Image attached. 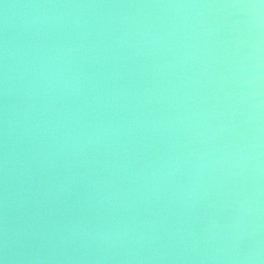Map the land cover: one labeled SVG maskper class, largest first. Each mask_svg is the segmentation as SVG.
Returning a JSON list of instances; mask_svg holds the SVG:
<instances>
[{
    "label": "water",
    "instance_id": "water-1",
    "mask_svg": "<svg viewBox=\"0 0 264 264\" xmlns=\"http://www.w3.org/2000/svg\"><path fill=\"white\" fill-rule=\"evenodd\" d=\"M232 2L237 0H0V81L5 42L11 53L9 70L17 77L10 106H22L20 89L26 80L20 78L40 54L37 46L80 44V52L74 53L79 71L92 75L96 87L114 97L108 101L110 112L100 106L93 115L103 113L102 119L131 125V135L120 138L127 141L128 159L136 164L183 157L151 205L127 212L113 209L104 213L105 219L120 213L133 222L156 219L162 233L179 228L200 234L208 225L217 232L219 246L226 247L223 226L232 223L235 200L259 191L264 202V94L253 95L252 86L245 84L251 72L246 17L238 9L206 7ZM97 43L98 51L92 48ZM94 96L92 91L88 100L77 96L51 107L63 111L89 102L95 107ZM3 105L0 95V112ZM237 145L239 157L229 159ZM205 153L209 167L193 191L195 160L189 157ZM112 155L122 157L123 152L101 145L85 159L103 161ZM218 160L225 163L213 164ZM238 160L246 166L243 173L235 167ZM85 169L106 174L96 165L78 170ZM9 215L18 222L22 218L19 213ZM89 218L93 223L100 220L95 212ZM254 242L255 237H245L239 248ZM165 244L168 264H218L205 259L212 254L204 250L208 245ZM177 255L190 258L177 260Z\"/></svg>",
    "mask_w": 264,
    "mask_h": 264
},
{
    "label": "clouds",
    "instance_id": "clouds-1",
    "mask_svg": "<svg viewBox=\"0 0 264 264\" xmlns=\"http://www.w3.org/2000/svg\"><path fill=\"white\" fill-rule=\"evenodd\" d=\"M206 7L238 9L245 15L251 65L245 84L252 86L253 95L264 94V0H237ZM81 48L72 42L46 49L37 46L40 54L28 62L20 78L26 83L20 89L22 106L17 108L8 103L9 97L15 96L17 77L9 70L11 53L7 42L3 46L0 264H168L165 241L185 246L208 245L204 250L212 254L205 259L218 264H264V202L259 191L235 200L232 223L223 226L226 247L219 246L217 232L208 225L200 234L179 228L162 233L156 219L133 222L122 213L104 218V213L113 209L127 212L151 205L183 157L164 156L159 161L136 164L128 159L127 141L120 138L131 135V125L127 120L102 119L103 113L93 115L100 106L110 112L112 105L108 101L114 97L96 87L92 75L79 71L74 53L78 54ZM92 48L98 51L100 44ZM92 91L95 107L91 102L63 111L51 107L77 96L88 100ZM21 144L23 147L18 149ZM101 145L109 151L119 148L123 156L112 155L103 161L85 159L89 151L98 152ZM239 153L237 145V151L228 158H238ZM207 155L189 157L195 160L191 179L197 182L191 184L193 191L199 187L203 170L209 167ZM86 164L96 165L106 174L78 170ZM235 167L243 173L246 166L238 160ZM75 192L80 194L71 200ZM10 212L19 213L21 220L10 218ZM92 212L100 217L99 222L93 223L89 218ZM245 237H255V242L241 250L239 242ZM19 249L25 251L19 254ZM45 250L47 255H42ZM75 252L79 254L73 255Z\"/></svg>",
    "mask_w": 264,
    "mask_h": 264
}]
</instances>
